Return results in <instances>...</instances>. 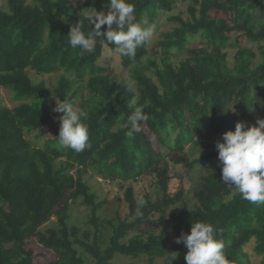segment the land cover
Segmentation results:
<instances>
[{
  "label": "trees",
  "instance_id": "16d2710c",
  "mask_svg": "<svg viewBox=\"0 0 264 264\" xmlns=\"http://www.w3.org/2000/svg\"><path fill=\"white\" fill-rule=\"evenodd\" d=\"M130 2L137 20L148 25L180 2H188L190 15L188 19L172 15L170 20L177 25L157 41L156 48L149 50L147 44L137 48L134 57L119 54L122 64L135 74L137 84H131V90L129 82L112 78L98 63L104 46L114 51V45L97 40L92 52L70 46L67 36L81 17L68 0H6L7 9L0 5V89H10L20 101L9 107L0 99V264H35L33 251L25 244L28 236L54 253L53 264H115L117 256L132 259L124 264H137L134 259L141 258L147 259L145 264H159L160 257L165 264H187L188 249L176 238L190 234L192 223L198 221L214 226L230 264H264V204L243 199L223 183L216 149L238 121L251 127L257 124L255 113H264V1ZM109 3L87 0L85 5L107 13ZM223 14L231 20L220 17ZM102 31H107V25ZM231 31L235 35L228 37ZM240 33L258 42V50L239 45ZM196 36L201 45L189 48V40ZM228 47H238L232 67L227 63ZM173 49L188 57L179 65L170 61L161 65ZM258 55L261 58L254 63ZM151 69L155 78L148 73ZM29 70L63 72L50 88L44 80L35 82ZM134 92L140 94L141 103H150L141 132L129 138L124 125ZM56 97L60 101L80 98L79 107L88 114L90 146L83 152L60 143L62 113L53 111ZM48 125L59 131L39 146L29 135L45 134ZM201 142L207 152L191 159L187 145ZM169 162L210 167L194 186L192 206L182 191L168 193ZM91 168L109 181H136L154 174L157 198L147 197L138 208L130 185L124 194L125 216L118 210L113 218H102L104 201H98L85 178ZM77 199L91 208V230L70 224V200ZM178 202L181 208L169 213L171 230L163 227L156 232V225L166 224L167 210ZM157 214L156 223L151 218ZM52 216L57 220L42 229ZM252 241L253 251L260 256L256 263L246 250Z\"/></svg>",
  "mask_w": 264,
  "mask_h": 264
},
{
  "label": "clouds",
  "instance_id": "9594fccd",
  "mask_svg": "<svg viewBox=\"0 0 264 264\" xmlns=\"http://www.w3.org/2000/svg\"><path fill=\"white\" fill-rule=\"evenodd\" d=\"M80 17L72 25L67 37L73 49L80 48L83 52L94 51L99 40L114 45V51L122 56L134 57L137 48L149 44L155 32L154 24L148 25L146 21L137 20L135 5L130 0H110L107 13L91 7L81 11ZM104 25H107V31H102ZM86 28L90 30L86 31ZM128 87L131 90V84ZM56 99L53 111L62 113L59 117L60 143L77 153L83 152L90 146L87 112L79 107L77 99ZM149 103L147 100L141 103L138 92H134L128 101L130 114L124 127L129 138L141 132V122L148 119L144 110ZM216 149L222 163L223 183L233 188L243 199L264 204V118L258 119L257 124L251 127L238 121L234 131L223 134V142H217ZM143 203L141 199L140 204ZM136 214H141L139 209ZM176 243H183L187 247V264H230L224 252V241L216 238L214 226L208 222L192 223L190 234L182 233L176 238Z\"/></svg>",
  "mask_w": 264,
  "mask_h": 264
},
{
  "label": "rangeland",
  "instance_id": "374dc122",
  "mask_svg": "<svg viewBox=\"0 0 264 264\" xmlns=\"http://www.w3.org/2000/svg\"><path fill=\"white\" fill-rule=\"evenodd\" d=\"M71 4L72 8L76 11H83L88 7L85 5L87 0H84L83 3L80 0H68ZM264 1V0H261ZM28 2H32V0H28ZM0 5L3 9H7L6 0H0ZM180 14L184 18L188 19L190 17L188 13V2H180L176 8L171 12H166L158 15L153 22H149V25H155V32L151 42L148 45L149 50L156 48L157 41L163 39L165 37V33L173 30L174 26L177 25V22L170 20L172 15ZM220 17H225L226 19L231 20V16L229 14L220 15ZM228 37H233L235 35L234 31L226 33ZM240 39V44L243 47L252 48L254 50H258V42L249 39L243 33L238 34ZM201 45L200 37L196 36L189 40L188 47L196 48ZM238 47H228L226 50L228 52L227 63L230 67L235 64V53ZM176 49H173V53L169 58H162L160 60V64L163 65L164 62L170 61L175 65H179L183 59L188 57V53H176ZM261 58L260 55L257 56L254 63ZM98 63L106 68V72L116 80H125L132 84L133 86L137 84L135 74L131 71L130 68H126L121 61V57L118 53L111 50L108 45L104 46V50L102 56L100 57ZM63 71H57L50 74H39L33 70H29V73L32 79L35 82L40 80L46 81L47 85L50 88H53L59 77ZM148 73L155 78L152 69L148 71ZM0 99L3 104L14 107L20 103V101L14 99L13 92L7 88L0 89ZM53 101L57 103V99L54 98ZM80 105V98L78 99ZM256 119L264 118V113L260 114L258 112L255 113ZM146 128V127H145ZM45 134H42L41 131H34L29 137L35 141L39 146H43L46 139L54 137L59 129H57L54 125H48L44 127ZM157 149L158 146H157ZM188 155L191 159H196L201 157L207 152L206 145L201 142L199 144H189L186 147ZM210 167L206 163H197L193 168H189L183 164H174L173 162L168 163V175L170 176L168 193L173 196L176 193L182 191L184 193V198L188 200L189 205L192 206L196 202V198L194 196V186L199 182V177L203 173H208ZM85 178L91 183L94 190H96L98 194V201H104L102 208L100 209V215L102 218H113L115 213L119 210L122 216L128 212V204L125 201L124 194L125 190L128 186L132 185L134 187L135 197L138 203V208H141L146 203V198L149 197L152 201L156 200L158 192H159V184L157 183V177L154 174H147L141 176L136 181H122L120 179L115 181H109L102 176L99 170H95L93 168L89 169L85 174ZM143 199L144 203L141 205L140 200ZM70 224L80 225L84 230L93 229V225L89 222L91 217V208L85 205L81 199L70 200ZM181 202L173 205L167 210V222L164 225L157 224L155 227V231L158 232L161 228L166 227L171 230L172 221L169 217V213L172 209L179 210L181 208ZM159 214L153 216L151 220L157 223V218ZM135 218V217H134ZM133 218V219H134ZM57 220L56 216L50 217V219L42 226V229L50 226ZM133 233V232H132ZM131 233V234H132ZM26 247L33 251V257L35 264H53L56 257L54 253L46 248H44L41 244L37 242V240L33 236H28L25 239ZM254 241L249 243L246 246V250L251 254L252 260L256 263L260 260V256L256 255L253 251ZM80 249V248H79ZM82 250V249H80ZM131 258H127L124 256H117L114 259L115 264H124L131 261ZM164 257L158 258L159 264L164 263ZM137 264H145L147 262L146 258L134 259Z\"/></svg>",
  "mask_w": 264,
  "mask_h": 264
}]
</instances>
